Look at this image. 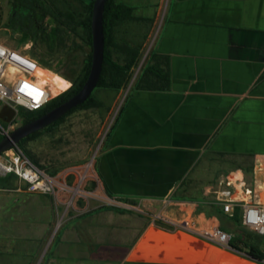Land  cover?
Wrapping results in <instances>:
<instances>
[{"label":"crops","instance_id":"obj_1","mask_svg":"<svg viewBox=\"0 0 264 264\" xmlns=\"http://www.w3.org/2000/svg\"><path fill=\"white\" fill-rule=\"evenodd\" d=\"M159 3L154 50L170 59L172 88L131 89L99 157L100 184L85 190L130 213V224L118 226L114 242L102 245L99 235L109 228L97 233L93 224L117 214L123 224L124 213L99 208L71 214L49 247L47 233L56 218L49 200L62 204L72 191L41 195L27 185L0 186L11 193L0 195V205L24 197L20 212L30 221L19 237L0 233V264H260L194 231L157 225L156 218L219 225L235 237L234 212L225 214L220 203L223 191L230 188L237 201L264 205V0ZM179 189L186 193L183 200L175 197ZM90 200L83 211L91 208ZM11 208L7 213L18 216V208ZM93 239L101 245L94 247ZM124 239L129 243L117 241Z\"/></svg>","mask_w":264,"mask_h":264},{"label":"trees","instance_id":"obj_2","mask_svg":"<svg viewBox=\"0 0 264 264\" xmlns=\"http://www.w3.org/2000/svg\"><path fill=\"white\" fill-rule=\"evenodd\" d=\"M14 4V12L11 17L12 23H16L24 33L26 39H33L38 50H34L33 56L37 62L50 70L55 71L64 78L71 81V87L52 99L44 108L37 111H28L20 109V117L22 124L34 121L49 111L65 103L67 100L76 95L85 85L90 74L92 65V13L95 0H9ZM27 12L23 14L18 8H27ZM135 7L119 0H108L104 13V35H105V58L100 81L96 90L111 91L120 93L124 90L132 77L135 67L139 64L142 55V45H131L122 43L118 40V30L120 27L128 26L133 23L148 21L144 17L135 14ZM14 21V22H13ZM152 22V20H149ZM25 39V40H26ZM37 48V46H36ZM89 51L83 59V66L75 69L76 55L78 51ZM115 55H118L117 58ZM119 55H121L119 57ZM123 56V58H121ZM172 88L171 63L169 57L158 54L153 50L149 59L142 69L135 85L134 91L145 92H169ZM95 90V91H96ZM81 106L67 113L60 120L25 139L18 145L17 149L29 160L36 168L46 172L51 176H56L59 171L57 166L58 159H50L46 164H42L28 147V144L35 142L48 134H55L56 131L66 122L72 115L81 111H103L105 101L101 96L95 94ZM112 126L107 140L111 137L115 129L119 117ZM15 117V111L10 107H5L0 113V124L6 127ZM4 138L0 136V141ZM105 143V145H106ZM104 145V147H105ZM98 162L96 160L95 170L98 171ZM63 164L59 165L62 166ZM61 168V167H60ZM96 187V184H94ZM179 189L175 195L177 199H185V192ZM106 194L112 197L106 188ZM121 202L135 205V202L129 199H121ZM112 210L124 213V210L116 207H103L99 210ZM241 209L236 207L230 221L235 228L237 234L232 238L231 247L241 253H245L255 260H261L264 257V236H259L249 232L241 226ZM157 225L167 226L162 222ZM224 230V229H223ZM225 232L228 231L225 229ZM246 238L261 239V246H255Z\"/></svg>","mask_w":264,"mask_h":264},{"label":"rangeland","instance_id":"obj_3","mask_svg":"<svg viewBox=\"0 0 264 264\" xmlns=\"http://www.w3.org/2000/svg\"><path fill=\"white\" fill-rule=\"evenodd\" d=\"M119 1L126 2L134 6L136 9L135 14L148 20L120 27L118 30V40L120 42L131 44L133 46L142 45L141 59L133 71L128 86L120 93L96 90L95 94L102 97L105 101V108H108V111L107 109H104L100 112L97 110L78 112L68 118L55 134L45 135L39 140L28 144L29 149L40 158L42 164H46L50 159H58V174L56 176H52L58 182L56 193L61 191L62 187L65 185L69 187V190L71 191H74L75 189L76 191L79 190L77 194L69 193L67 198L63 199L62 204L58 203L56 205L53 200H49L56 213L54 223L51 225V228L47 233V237L50 239L49 247H51L57 240L60 232L63 230L68 221L67 218L71 214H77L81 217L85 215V213L96 211L99 208L108 207L100 201L98 193L89 194L85 192V190L89 189L92 191L97 187L98 182L100 184L99 177L97 176L95 170L96 160L99 159L102 154L107 140V135L110 133L112 126L115 124L128 94L135 85L142 69L146 65L151 52L154 50V43L160 27L159 21L162 19V16H160L161 19L158 21L156 19L160 0ZM12 6H14L12 1L0 0V17L2 19L0 23V43L20 50L29 57L35 59L33 52L34 50H38L39 46L36 45V42L33 39H26L20 27H18L14 21V23H12L11 19H9V13ZM17 10H21L23 14H25L28 8H18ZM149 20H152V22ZM88 51L89 49L85 48V50L78 51L77 53L75 52V55L77 56L75 69H80L83 66V59ZM117 56L118 55H115L116 58ZM120 56L121 55H119V57ZM121 58H123V56ZM45 69L49 73H54L62 77L63 81L68 83L71 87L72 83L70 80L64 78L53 70L47 68ZM40 81L45 82L48 89L52 90L51 83L44 81V79H40ZM69 88L65 89L64 87V89L60 92H54L53 90L52 92L54 95H59V93H63ZM4 108L5 106L0 103V113ZM20 125H22V121L18 123L17 127ZM61 164L63 165L59 166ZM94 184H96V187ZM17 185H27L18 174L11 173L7 176H0V186L13 187ZM7 194L11 195V193L0 192L2 197H5ZM88 197L91 199L90 201H92V206L90 209H87V211H83V209H85V204L89 201V199H87ZM9 200H11V198ZM23 200L24 197H20L18 198V204L12 202V200L11 202L7 201L6 203L4 202L0 205V233L4 235L14 234L15 237H19L30 229V221L26 217H23L22 212H20L23 211ZM45 201L48 200L46 199ZM9 207H17L18 212H15L18 213V216L9 215ZM75 208L77 211H75ZM7 211L9 212L7 213ZM126 211L136 212L131 209ZM117 215V217H110V215H108L104 220H98L95 224H93V228L95 229L94 231L97 233L102 229L104 230L106 227L109 228V230H105L108 231L109 234L104 233L99 235L103 239L100 240V242L102 241L101 244L103 243L102 245L112 243L113 238L115 239L113 234L121 231L118 229V226H124L123 228H126L127 225L130 224L128 223L129 219H133L130 213L125 212L123 215L126 216V219L124 218L125 220H122L124 222L121 224L120 218L122 219V217L119 214ZM119 237L121 236L119 235ZM117 241H119V243H129V240L127 239ZM92 242L95 244L94 247L99 244L96 239H93L91 243Z\"/></svg>","mask_w":264,"mask_h":264},{"label":"built area","instance_id":"obj_4","mask_svg":"<svg viewBox=\"0 0 264 264\" xmlns=\"http://www.w3.org/2000/svg\"><path fill=\"white\" fill-rule=\"evenodd\" d=\"M40 70L47 72L35 59L20 50L0 43V103L15 111L14 119L6 127H2L0 124V136L9 134L22 121L20 109L40 110L58 96L48 89L46 83L40 81L42 79L39 76ZM10 101H13L16 106L12 107ZM11 173L18 174L26 182L27 191L30 193L56 194L57 180L32 165L17 148L0 155V176H7ZM62 189L68 190L69 187L65 185ZM75 191L76 189L72 193ZM221 197L220 203L225 214H231L236 207H240L241 226L249 232L264 236V205L237 201L230 188L225 189ZM156 221H161V219L156 218ZM164 224L194 231L227 250L241 253L231 247L233 235L225 232L219 225L202 228L188 220H183L180 224L171 222ZM257 261L264 264V257Z\"/></svg>","mask_w":264,"mask_h":264},{"label":"water","instance_id":"obj_5","mask_svg":"<svg viewBox=\"0 0 264 264\" xmlns=\"http://www.w3.org/2000/svg\"><path fill=\"white\" fill-rule=\"evenodd\" d=\"M108 0H95L92 13V65L88 79L83 88L65 103L49 111L40 118L16 127L0 141V155L13 148L20 142L51 126L73 109L84 104L96 90L103 70L105 58L104 13ZM10 105L16 104L10 101ZM93 160V159H92Z\"/></svg>","mask_w":264,"mask_h":264},{"label":"bare ground","instance_id":"obj_6","mask_svg":"<svg viewBox=\"0 0 264 264\" xmlns=\"http://www.w3.org/2000/svg\"><path fill=\"white\" fill-rule=\"evenodd\" d=\"M39 76L44 79V81H48L49 83H51L52 85V90L54 92H60L61 90L67 89L70 86L68 85V83H65V81H63V78L54 74V73H49V72H45L43 70L39 71ZM45 83V82H44ZM68 86V87H67Z\"/></svg>","mask_w":264,"mask_h":264},{"label":"flooded vegetation","instance_id":"obj_7","mask_svg":"<svg viewBox=\"0 0 264 264\" xmlns=\"http://www.w3.org/2000/svg\"><path fill=\"white\" fill-rule=\"evenodd\" d=\"M27 8H28V7H27ZM14 10H15V8H14V6H12V8H11V10H10V13H9V14H10L9 19H11ZM27 14H28V10H27ZM1 21H2V19H1V17H0V23H1Z\"/></svg>","mask_w":264,"mask_h":264}]
</instances>
